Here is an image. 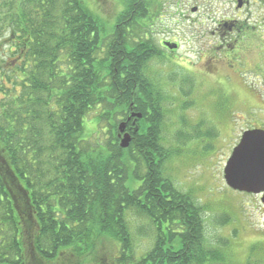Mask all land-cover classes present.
Wrapping results in <instances>:
<instances>
[{"label": "trees", "instance_id": "16d2710c", "mask_svg": "<svg viewBox=\"0 0 264 264\" xmlns=\"http://www.w3.org/2000/svg\"><path fill=\"white\" fill-rule=\"evenodd\" d=\"M125 1L108 25L85 0H0V264H104L103 239L114 264L228 263L229 242H207L203 207L167 174L166 96L147 71L163 55L145 36L150 4ZM130 214L155 233L140 259Z\"/></svg>", "mask_w": 264, "mask_h": 264}, {"label": "rangeland", "instance_id": "374dc122", "mask_svg": "<svg viewBox=\"0 0 264 264\" xmlns=\"http://www.w3.org/2000/svg\"><path fill=\"white\" fill-rule=\"evenodd\" d=\"M85 1L108 25L121 11L116 0ZM192 6L199 8L197 13H192ZM251 11L254 16L249 22L259 27L258 10ZM156 13L146 33L163 58L152 60L147 71L166 96L162 130L165 147L174 153L167 174L203 207L207 242L211 246L220 239L229 242L227 264L249 260L264 264L261 197L235 192L224 181L238 133L264 123V29L238 37L236 47V37L224 40L221 34L230 33L219 30V23L237 18L233 0H165ZM164 41L179 44L178 51L164 49ZM221 217L227 222L224 226L218 224ZM129 224L135 256L140 259L151 249L155 233L133 214ZM99 245L104 264H114L118 244L103 239ZM93 261L92 256L86 259L88 264Z\"/></svg>", "mask_w": 264, "mask_h": 264}, {"label": "water", "instance_id": "95a60500", "mask_svg": "<svg viewBox=\"0 0 264 264\" xmlns=\"http://www.w3.org/2000/svg\"><path fill=\"white\" fill-rule=\"evenodd\" d=\"M165 46L170 50L178 48L170 43ZM132 118L139 120L142 115L133 113L128 120ZM126 125L127 123L123 122L118 128L122 149H128L132 142V136L125 133ZM224 180L227 187L233 191L263 195L261 202L264 205V130H249L243 134L241 143L226 163Z\"/></svg>", "mask_w": 264, "mask_h": 264}, {"label": "flooded vegetation", "instance_id": "af4514ba", "mask_svg": "<svg viewBox=\"0 0 264 264\" xmlns=\"http://www.w3.org/2000/svg\"><path fill=\"white\" fill-rule=\"evenodd\" d=\"M119 3V6L121 8H124V4H125V0H116ZM136 2H134V7L135 9L139 8L138 6H142L145 4H150V8L148 9V12L146 14V18H145V25H148L149 23H153L155 21V19L157 18L158 14L156 13V11L158 9H162V5L163 3H165V0H161V2H155L154 0H134ZM201 1V0H198ZM232 1V0H231ZM234 6H235V15L237 16V18L231 19L229 21H220L219 23V30L220 29H227V31L230 34H221V36H224V40H227V37H236V45L241 41L238 40V37H246V33L247 32H255L258 33L260 31V29H264V0H233ZM257 9L258 10V16L259 19H261V25L258 27L256 25H251L250 24V19L253 18L254 13L251 11V9ZM199 10L198 7L196 6H192L191 7V11L192 13H197ZM243 16H245V21H243ZM225 22H229V23H225ZM255 24V23H254ZM146 37H149L147 34H145ZM168 43L166 41L162 42V46L164 49L169 50L171 53H176L179 49V44H176L178 46V48L176 50H170L168 49L165 44ZM172 45L174 43H171ZM234 47V49H235ZM138 120L132 118L131 120L126 121L127 125H126V129H125V133H129L133 136L138 132ZM137 125V126H136ZM138 128V129H137ZM135 129H137V132H135ZM140 130V129H139ZM249 130H264V123L260 124L258 127L254 126V127H250L246 130H243L242 132L238 133V135L236 136V138L234 139L233 142V148H232V153L235 150V148L241 143L243 134L246 131ZM236 132V131H235ZM235 144V145H234ZM232 153L230 154V157L232 156ZM230 157L228 158V160L230 159ZM227 160V162H228ZM226 162V163H227ZM239 193V192H238ZM245 194V193H242ZM246 195H252V194H246ZM254 196H259L262 198L263 195H254Z\"/></svg>", "mask_w": 264, "mask_h": 264}]
</instances>
